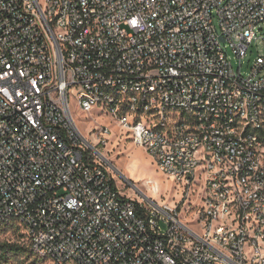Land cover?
<instances>
[{
    "label": "built area",
    "instance_id": "built-area-1",
    "mask_svg": "<svg viewBox=\"0 0 264 264\" xmlns=\"http://www.w3.org/2000/svg\"><path fill=\"white\" fill-rule=\"evenodd\" d=\"M263 23L264 0H0V231L47 264H264ZM72 91L201 187L195 220L121 193Z\"/></svg>",
    "mask_w": 264,
    "mask_h": 264
},
{
    "label": "rangeland",
    "instance_id": "rangeland-1",
    "mask_svg": "<svg viewBox=\"0 0 264 264\" xmlns=\"http://www.w3.org/2000/svg\"><path fill=\"white\" fill-rule=\"evenodd\" d=\"M256 32L258 36L264 34V23L256 29ZM262 53L261 41L253 42L241 66L243 76L247 75L249 65ZM226 54L231 58V63L237 71L238 61L232 58L233 55L230 50L226 49ZM74 95L75 92L72 91L70 93L71 111L81 133L86 135L97 126L108 129L107 145L98 148L102 156L107 160V167L115 175L117 186L121 193L136 202H147L152 207L163 208L177 205V212L184 222L195 220L197 207L201 205L199 200L202 192L201 187L196 184L185 187L184 184H179L163 175L158 170L154 160L141 147L134 144L125 129H120L110 119L99 116L97 111H92L90 115L79 112L75 107ZM92 144L97 146L95 141H92ZM161 228L164 230L165 226L162 225ZM2 242L17 243L26 247L20 239L19 232L15 230L0 231V243ZM5 264L47 263L35 258L28 251L26 255L8 257Z\"/></svg>",
    "mask_w": 264,
    "mask_h": 264
},
{
    "label": "trees",
    "instance_id": "trees-1",
    "mask_svg": "<svg viewBox=\"0 0 264 264\" xmlns=\"http://www.w3.org/2000/svg\"><path fill=\"white\" fill-rule=\"evenodd\" d=\"M18 231V229H15ZM21 239V234H19ZM27 248L17 243L2 242L0 243V264H5L10 256L26 255Z\"/></svg>",
    "mask_w": 264,
    "mask_h": 264
},
{
    "label": "bare ground",
    "instance_id": "bare-ground-1",
    "mask_svg": "<svg viewBox=\"0 0 264 264\" xmlns=\"http://www.w3.org/2000/svg\"><path fill=\"white\" fill-rule=\"evenodd\" d=\"M111 132V131H110Z\"/></svg>",
    "mask_w": 264,
    "mask_h": 264
}]
</instances>
